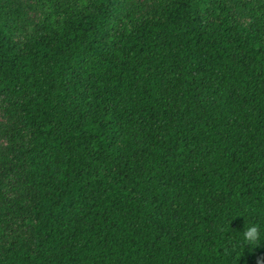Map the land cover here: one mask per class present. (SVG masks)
<instances>
[{"label":"trees","instance_id":"16d2710c","mask_svg":"<svg viewBox=\"0 0 264 264\" xmlns=\"http://www.w3.org/2000/svg\"><path fill=\"white\" fill-rule=\"evenodd\" d=\"M22 1L0 264H264V0Z\"/></svg>","mask_w":264,"mask_h":264},{"label":"rangeland","instance_id":"374dc122","mask_svg":"<svg viewBox=\"0 0 264 264\" xmlns=\"http://www.w3.org/2000/svg\"><path fill=\"white\" fill-rule=\"evenodd\" d=\"M21 3L23 4V7L26 8V4H27V3H30V1H24V0H23ZM30 17H31V19H33L34 21H37V19L39 18L38 14H37L35 11H33V10L30 11ZM4 117H5V116H4V113H0V124L6 122ZM2 142H4V141L0 138V144H1Z\"/></svg>","mask_w":264,"mask_h":264},{"label":"clouds","instance_id":"9594fccd","mask_svg":"<svg viewBox=\"0 0 264 264\" xmlns=\"http://www.w3.org/2000/svg\"><path fill=\"white\" fill-rule=\"evenodd\" d=\"M244 237L248 240H256L258 238V229L252 226L244 232Z\"/></svg>","mask_w":264,"mask_h":264}]
</instances>
